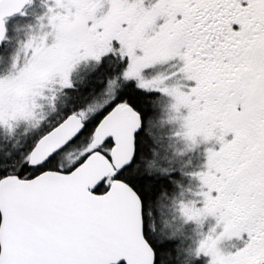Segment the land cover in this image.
Listing matches in <instances>:
<instances>
[{"label": "snow or ice", "instance_id": "obj_1", "mask_svg": "<svg viewBox=\"0 0 264 264\" xmlns=\"http://www.w3.org/2000/svg\"><path fill=\"white\" fill-rule=\"evenodd\" d=\"M30 0H0L4 18ZM107 5V11L99 9ZM62 9L63 11H54ZM53 42L30 40L32 59L18 76L0 79V126L33 114L36 98L59 79L73 88V66L109 57L126 86L105 106L85 151L65 167L62 148L84 122L75 112L39 137L0 153V264H157L160 177L140 163L153 102L169 95L183 113L186 138L207 147L188 220L214 218L200 241L209 264H264V0H54ZM178 58V88L157 79L137 83L145 69ZM82 116V113L80 114ZM228 134L231 138L227 139ZM23 153V155H21ZM17 157V164L7 161ZM243 246L222 251V239Z\"/></svg>", "mask_w": 264, "mask_h": 264}, {"label": "rangeland", "instance_id": "obj_2", "mask_svg": "<svg viewBox=\"0 0 264 264\" xmlns=\"http://www.w3.org/2000/svg\"><path fill=\"white\" fill-rule=\"evenodd\" d=\"M152 0H144L147 7ZM54 4V0H30L29 5L19 17L8 21V38L2 49L4 54L0 55V79H9L18 75L26 64L32 59L31 49H25V45L30 40L40 41L46 45L53 42L52 28L48 24V10ZM63 11L62 9H53ZM107 11V5L99 9V14ZM49 41H46V37ZM96 62L85 61L80 63L73 71V77L77 81H86L90 76L92 68ZM178 58L170 61L156 63L144 70L137 83L145 80L157 79L162 87L178 88L183 84V80L175 75L178 73ZM122 79H126L122 76ZM59 80L47 85V90L36 98V107L33 114L26 120H14L10 122L11 127L0 126V153L7 154L15 152L20 148L27 149L29 143L43 134L61 116L69 106L71 94L63 90ZM112 87L107 89L106 96L95 101L87 108H79L75 113L79 116L82 113L84 122L99 113L114 97ZM158 94V93H157ZM109 95V96H107ZM159 98L155 103V115L152 119V132L157 138L153 159L155 165H159L160 173L170 171L177 172V181L173 180L174 193L163 197L158 205L156 214V229L162 235L179 239L182 247L181 251L189 253L199 258L204 264H209L210 257L200 254L197 249L200 241L204 239L210 231L217 232L221 228L217 227L214 218L206 217L200 221L188 220L184 214V207L194 203L195 194L198 190V181L192 177V173L202 169L206 160L205 151L207 147H218L212 141L205 142L202 137H197L195 141L186 138L183 113L178 111L173 105L175 100L169 95L158 94ZM231 135V134H228ZM227 138V137H226ZM228 139V138H227ZM88 144L75 150L62 153L61 165L68 167L71 163L85 151ZM23 155V153H21ZM16 157V156H14ZM157 167V166H156ZM163 174V173H162ZM167 197V198H166ZM246 234L242 238L232 237L222 239L218 247L222 251H235L243 246Z\"/></svg>", "mask_w": 264, "mask_h": 264}, {"label": "trees", "instance_id": "obj_3", "mask_svg": "<svg viewBox=\"0 0 264 264\" xmlns=\"http://www.w3.org/2000/svg\"><path fill=\"white\" fill-rule=\"evenodd\" d=\"M2 47L3 45L0 47V55L5 53ZM101 68L102 67L100 66L99 70ZM97 69L98 68H95L90 73V76L87 78L86 82L83 85L76 87L72 91V94H71L72 98L69 103V106H67V108L64 110L61 117L64 116L65 112H68V111L75 112L79 108H87L88 106H90L95 101L101 98V96L99 95V88H100L99 85L103 81L104 75L107 76V74H109L111 70L107 64L106 66L104 65V69L101 71L100 74ZM125 86L126 85H123L120 91H122L125 88ZM84 95H86L87 98H85ZM158 98H159L158 94H156V96L154 97L152 96L148 97V99L151 102H153V108ZM104 108H102V110L99 113L95 114L94 116L86 120L85 126L81 134L76 139H74L68 146H66L63 150L60 151L59 155L57 156V163L59 165H61L60 157L62 153L66 151H70V150H75L81 146H84L85 144H88V142L91 141L94 125L96 121L104 114L103 112ZM104 111H107V109H105ZM152 116L153 117L156 116L155 108L152 113ZM55 123L56 122H54L53 124ZM155 148H156L155 141L154 143L147 144L143 152V158L141 159L140 163L146 170L156 174L158 177L161 178L160 179V192L158 195V205H159L162 201H164L163 197L165 195L169 197L174 193L175 188L174 186H172V182L173 180L177 181V174H176L177 172L173 171L171 168L169 169L170 171L167 170L166 173L164 172H162L163 174L160 173L161 169L159 168L158 164L155 165V160L153 159ZM7 162L15 165L18 162L17 157L13 156L12 159ZM154 219H155V226H156L157 224L156 216L154 217ZM156 235L158 238L167 241V243H165L164 245L157 247V253H158L157 264H204L199 258L194 257L190 253L188 255H186L185 253L181 254L182 259L178 260V257L176 255L178 254L177 248L182 247L181 244L179 243V239L175 237L166 238V236L163 234L161 235L157 231V229H156ZM180 252L182 253V251Z\"/></svg>", "mask_w": 264, "mask_h": 264}, {"label": "flooded vegetation", "instance_id": "obj_4", "mask_svg": "<svg viewBox=\"0 0 264 264\" xmlns=\"http://www.w3.org/2000/svg\"><path fill=\"white\" fill-rule=\"evenodd\" d=\"M16 17H17V16H16ZM12 18H15V16L12 17ZM6 39H7V36H6ZM6 39H5V40H6ZM45 40H46V41H49V37L47 36ZM85 61L96 62L95 60H93V59H91V58H89V59H85V60H81V61L77 62V63L73 66V68H72V70H71V74H70V80H71V82H72V84H73V88L69 89V88H66V87H62L64 91H66V92L69 91V93L72 94V91H73L76 87H79V86L83 85V84L86 82V81H77V80H75L74 77H73V71H74V69H75L80 63L85 62ZM116 63H117V61H116V59H115L114 57H109V58H107V59H105V60L103 61V66H101L102 68H101L100 70H99L100 65H98L97 63H95V66H93L92 68H94V69H95V68H98L97 70L99 71V74H100L101 71L104 69V65L106 66V64H107L108 66H113V67H114V66L116 65ZM94 69H93V70H94ZM93 70H92V71H93ZM92 71H91V72H92ZM18 75H19V74H18ZM18 75H15L14 77H16V76H18ZM11 78H13V77H11ZM87 78H88V77H87ZM87 78H86V79H87ZM57 80H59V79H56V80H54L53 82H55V81H57ZM53 82H51V84H53ZM100 82H101V81H100ZM123 85H126V79H122V75L120 74L119 71L111 70L110 73L107 74V76L104 75V77H103V81H102V82L100 83V85H99V86H100V88H99V95L101 96V98L104 97V96H106L107 89L110 88V87H112V88H113V89H112V96H116V95L119 93V91L121 90V87H122ZM107 96H109V95H107ZM84 97L87 98L86 95H84ZM227 138L230 139V138H231V135H228ZM180 251H181L180 248H177V253H178V254H176V255H177V257H178V260H181V259H182V257H181V252H180ZM180 263H181V261H180Z\"/></svg>", "mask_w": 264, "mask_h": 264}, {"label": "water", "instance_id": "obj_5", "mask_svg": "<svg viewBox=\"0 0 264 264\" xmlns=\"http://www.w3.org/2000/svg\"><path fill=\"white\" fill-rule=\"evenodd\" d=\"M28 3L29 2H27V3H25L23 6H22V8H21V10L19 11V12H15V13H12V14H10V15H8V16H6L5 18H4V27H5V32H4V37H3V39H0V46L2 45V43H3V41H4V38H5V36H6V32H7V29H6V23H5V20L7 19V18H10V17H12V16H14V15H17V14H19L20 12H22L23 11V9L28 5ZM78 116V115H77ZM79 118L82 120V118L79 116ZM85 125V124H84ZM74 140V139H73ZM73 140H71L70 142H72ZM70 142H68L65 146H67ZM64 146V147H65ZM63 147V148H64ZM62 148V149H63Z\"/></svg>", "mask_w": 264, "mask_h": 264}]
</instances>
